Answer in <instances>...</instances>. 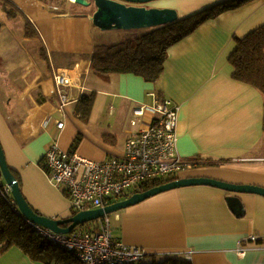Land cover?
Instances as JSON below:
<instances>
[{
	"label": "crops",
	"instance_id": "crops-1",
	"mask_svg": "<svg viewBox=\"0 0 264 264\" xmlns=\"http://www.w3.org/2000/svg\"><path fill=\"white\" fill-rule=\"evenodd\" d=\"M9 1L18 14L10 18L5 13L4 26L18 18L24 27L30 23L35 35L24 36L37 41L41 55L45 54L29 90L17 92L16 103L13 97H3L13 110V120L7 108H0V142L34 210L53 219L74 214L68 193L50 179L45 164L48 150L57 146L92 161L121 158L129 138L150 124V115L136 118L134 111L153 107L161 98L170 99L179 109L177 157L185 168L178 178L203 177L264 188V96L234 80L229 63L235 37H245L264 24V0L223 13L171 47L164 72L154 83L132 74L104 77L91 69L95 46L119 43L122 38L116 32L121 31H101L91 15L58 13L46 0ZM222 1L177 0L147 7L174 9L182 19ZM60 71L70 81L71 102L64 110H60L54 79ZM12 82L8 79L7 85ZM91 93L96 94L95 104L84 122L76 107L83 95ZM60 122L62 130L57 126ZM77 137L81 142L72 150ZM209 160L227 163L209 166ZM136 192L142 191L131 195ZM230 197L238 198L241 206L233 207ZM110 223L115 240L144 249L150 261L264 264V244L248 241L251 236L264 239L260 195L211 186L183 187L118 211ZM0 264L37 263L12 248Z\"/></svg>",
	"mask_w": 264,
	"mask_h": 264
},
{
	"label": "built area",
	"instance_id": "built-area-1",
	"mask_svg": "<svg viewBox=\"0 0 264 264\" xmlns=\"http://www.w3.org/2000/svg\"><path fill=\"white\" fill-rule=\"evenodd\" d=\"M60 110L69 104V78L60 71L54 75ZM178 107L170 99H159L153 107L135 110L136 118L150 115V124L129 138L124 155L105 161H92L76 152L52 147L45 164L54 185L68 193L73 212L105 208L123 200L148 183L178 177L185 163L177 157ZM137 121H132L136 126ZM58 129L64 123L57 124ZM91 230L66 235L34 225L39 232L67 250L76 253L82 264H144L149 254L113 238L109 216L93 222ZM256 236L248 241L257 243Z\"/></svg>",
	"mask_w": 264,
	"mask_h": 264
},
{
	"label": "trees",
	"instance_id": "trees-1",
	"mask_svg": "<svg viewBox=\"0 0 264 264\" xmlns=\"http://www.w3.org/2000/svg\"><path fill=\"white\" fill-rule=\"evenodd\" d=\"M252 1L255 0H225L173 24L153 29L140 36L127 38L117 44L97 45L94 48L91 69L104 77L112 74H132L154 83L164 72L171 47L194 34L206 22ZM0 5L3 6L8 17L14 18L18 14L17 7L9 0H0ZM25 35L26 37L35 35L34 28L28 22L25 26ZM235 44L229 58V63L234 69L233 79L256 88L264 96V24L245 37H235ZM95 99V93L83 95L80 98L76 107V115L82 121L87 122L91 117ZM80 142L81 138L77 137L72 150H76ZM225 163L227 162L209 160L207 164L220 166ZM43 166H45L44 162ZM176 179L178 177L148 183L140 191H147ZM17 180L21 187V182L18 178ZM90 224L78 227L75 233L90 231ZM258 244H264V239L259 240ZM12 248L18 249L37 264H82L75 252L55 244L21 216L7 184L0 175V258ZM144 264L189 263L167 259L161 262L147 260Z\"/></svg>",
	"mask_w": 264,
	"mask_h": 264
},
{
	"label": "water",
	"instance_id": "water-1",
	"mask_svg": "<svg viewBox=\"0 0 264 264\" xmlns=\"http://www.w3.org/2000/svg\"><path fill=\"white\" fill-rule=\"evenodd\" d=\"M158 0H75L82 7L95 5L96 11L91 17L93 25L101 31H131L156 29L180 20L174 9L148 8L146 4ZM0 21V29H1ZM0 175L9 188L21 216L31 224L46 228L58 235L72 234L78 227L95 222L105 216L137 205L159 194L189 186H211L229 193L255 194L264 197V188L254 185L232 184L203 177L179 178L170 183L135 193L128 199L114 203L105 208L84 211L68 219H53L34 210L22 193L20 184L8 165L6 155L0 142ZM234 207L241 206L238 198L230 197ZM67 226V227H66Z\"/></svg>",
	"mask_w": 264,
	"mask_h": 264
},
{
	"label": "rangeland",
	"instance_id": "rangeland-1",
	"mask_svg": "<svg viewBox=\"0 0 264 264\" xmlns=\"http://www.w3.org/2000/svg\"><path fill=\"white\" fill-rule=\"evenodd\" d=\"M46 1L48 2V4H50L49 6L51 7V9L56 12L58 11V13L69 11V12H75V13H79V12L86 13V14L93 16V14L96 11V7L94 4H92L90 7H82V6L75 4V2L72 3L70 0H46ZM173 1H177V0H158V1L148 3L146 5L152 6V5H164V4H170V3L172 4ZM0 20L3 23L2 24L3 27L2 29H0V65H1V69H0V108L6 110L7 107L3 103V97H8V98L13 97V100L16 103L17 92L22 93L24 91L29 90V87L31 86V80L34 79L37 73L36 70H38L40 67L39 63H41L42 58H45V54H43V56L41 55V47L37 41H34L33 39L28 40L25 38L24 36L25 27L23 25L22 18H18L17 21L4 26L6 22V15L4 12V8L1 5H0ZM151 30L153 29L121 31V32H116V33H120L119 35L122 38L120 42H122L123 40L127 38L140 36ZM10 78L13 80V82L7 85V80ZM7 109L8 111H10V117L13 120V117L15 116L12 114L13 110H11V108H7ZM137 191H140V190H137ZM136 193H139V192H136ZM132 195H130L129 197H131ZM129 197L125 199H128ZM123 200H120V201H123ZM118 202H115V203H118ZM87 211H91V210H87ZM117 213L118 212L110 215L111 221L113 217L115 216V214ZM76 214L78 213L74 212L73 216H75ZM65 235L67 236V234Z\"/></svg>",
	"mask_w": 264,
	"mask_h": 264
},
{
	"label": "bare ground",
	"instance_id": "bare-ground-1",
	"mask_svg": "<svg viewBox=\"0 0 264 264\" xmlns=\"http://www.w3.org/2000/svg\"><path fill=\"white\" fill-rule=\"evenodd\" d=\"M72 3H74L75 2V0H70Z\"/></svg>",
	"mask_w": 264,
	"mask_h": 264
}]
</instances>
